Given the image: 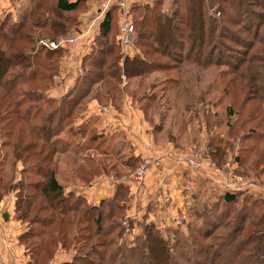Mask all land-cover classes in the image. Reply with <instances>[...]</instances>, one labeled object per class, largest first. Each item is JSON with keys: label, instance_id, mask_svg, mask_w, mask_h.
Segmentation results:
<instances>
[{"label": "trees", "instance_id": "trees-1", "mask_svg": "<svg viewBox=\"0 0 264 264\" xmlns=\"http://www.w3.org/2000/svg\"><path fill=\"white\" fill-rule=\"evenodd\" d=\"M171 2L170 13L161 10V0L132 8L142 57L122 54L113 33L117 13L107 11L94 49L83 59V75L60 103L46 92L54 85L64 51L43 49L38 41L66 39L86 0H29L17 20L8 16L1 23L0 199L17 192L16 217L29 228L21 242L30 264H49L59 248L75 250L64 264H264V200L248 192L222 193L197 212L200 228L171 229L172 245L165 239L169 234L149 223L128 247L122 241L124 187L92 207L66 195L58 178L61 155L84 143L86 150L101 149L102 137L94 130L73 125L88 100H119L127 90L122 77L142 79L184 64L212 70L222 88L220 101L229 102L223 121L230 140L242 132L236 172L247 173L249 162L264 163V0ZM229 144L213 137L210 159L222 165ZM19 164L23 168L16 180ZM263 173L264 167L256 177Z\"/></svg>", "mask_w": 264, "mask_h": 264}, {"label": "crops", "instance_id": "crops-1", "mask_svg": "<svg viewBox=\"0 0 264 264\" xmlns=\"http://www.w3.org/2000/svg\"><path fill=\"white\" fill-rule=\"evenodd\" d=\"M74 2L75 0H69ZM26 0H0V25L8 17L12 16L14 20L18 18V11L24 6ZM85 9L79 12L76 28L70 30L66 39H75V46H67L63 49V60L59 66V73L55 77L54 85L46 92L47 98L60 101L72 91L83 75V59L90 55L96 44L99 35V26L103 21L105 13L98 11L95 1L86 0ZM118 20L115 18L113 25L114 40L117 41ZM120 50L123 55L129 58L138 55L139 49L136 47L128 50V55ZM140 79L126 80L122 77L125 86L128 89V83ZM196 103L187 107V114L183 125H179L172 130V123L169 128L163 125L152 126L146 117V110L140 107L138 103L124 92L119 100H108L100 103L96 99H90L85 103V107L73 122L74 127L85 125L92 129L96 134L102 137L101 152L89 149V152L98 153V158L89 155L96 160L93 167L82 168L84 170L74 171V175L69 179L62 181L64 193L82 198L89 206L96 207L102 200L112 199L118 187L126 189V197L122 202L125 207L124 223L129 227L123 238L133 240L139 236L143 224L152 223L164 234L171 233V229L185 231L187 227L200 228L202 218L197 214L204 207H209L222 194L219 185L216 183L213 174L207 170L195 172L192 177L196 180V189L192 195L191 202L186 204L183 197V181L187 175L184 159L188 156L198 141L209 149L213 137L223 141L224 135L221 133L218 115V109L213 103L208 102V110L204 115L209 130L215 128V134L200 138V132L192 123L193 109ZM171 112V111H169ZM235 118H231L233 123ZM210 120V122H209ZM218 123V124H217ZM168 130H170L168 132ZM80 141H85L82 139ZM229 141L225 153L237 154L238 145ZM84 143V142H83ZM112 144V146H111ZM232 145V149L230 147ZM114 146L118 150L114 149ZM114 149V155L109 153ZM234 152V153H233ZM79 153V154H78ZM87 154V153H86ZM127 154V155H124ZM209 154V153H208ZM63 155H72L79 159L81 151L77 149ZM87 156V155H86ZM127 156L123 162L119 161ZM118 159L115 162H109L103 165L104 160L110 158ZM159 157L162 166L153 168L146 176L143 185L135 188L134 185L124 180L132 171V165L135 161L143 158ZM210 157V154H209ZM114 159V160H115ZM101 160V164L99 163ZM84 164V160H79ZM21 164L18 165L15 173L16 180L21 177ZM93 169L99 172L95 173ZM72 168H70V172ZM91 173H95L92 174ZM251 186L247 194L251 193ZM258 189V190H257ZM255 198L264 200V186L256 187ZM17 192L12 191L2 199L0 209V264H30L31 259L26 247L21 242V236L28 231L27 223H24L16 217ZM168 198L169 201H165ZM174 219L181 221L180 226H176ZM6 234L11 236V242L6 240ZM130 237H134L133 239ZM75 250L59 248L54 258L49 264H64L71 261Z\"/></svg>", "mask_w": 264, "mask_h": 264}, {"label": "rangeland", "instance_id": "rangeland-1", "mask_svg": "<svg viewBox=\"0 0 264 264\" xmlns=\"http://www.w3.org/2000/svg\"><path fill=\"white\" fill-rule=\"evenodd\" d=\"M28 5L29 0H26V4L23 6V9H25V7H27ZM166 7L167 9L165 10V13H170V11L173 9V2L167 4ZM118 34L119 31L116 34L117 37ZM125 52L126 51H124V53ZM138 55L142 57L140 51H138ZM161 62H165V60H162ZM214 81L215 75L212 70H202L194 65L184 64L179 66L177 70L154 73L138 81L134 80L133 82L128 83L129 86L126 90V94L132 97L140 107H145L146 117L148 118V121L151 123L152 126L157 127V125L159 124L163 125L166 128H169L168 123L170 122L173 125L172 130H174V128L178 127L179 125H183V122L185 121L186 117L185 114H187V107L189 105H192L197 101H199L198 103L211 102L216 107V110L218 109L217 116L221 118V120H219V124H217L220 126L221 133H223L224 135L223 142L226 143L227 141H231L229 137V128L226 125V121H223L225 120L224 108L229 102L223 100L220 101V97H222V88H220L218 84ZM122 84H124V81H122ZM169 131L170 130H168V132ZM241 134L242 132H238L235 135L236 138L232 142L239 145V135ZM89 135H91V133ZM64 137H67V135H64ZM263 143L264 142L261 143L262 146ZM86 145V143L82 144V151L80 148H78L81 151L79 159L74 158L72 155H61L59 157L60 166L58 172L59 178L62 181H65L66 179H69L70 176L74 175V171L76 170L77 166V170H84L82 168L83 165L85 167H93V165H96V160L90 158L89 155H93L94 157L98 158V160L100 157L98 153L87 151V148L85 147ZM249 145L250 144H246V146ZM230 147L232 149V145H230ZM101 149L98 152L102 153ZM114 149L118 150L116 146H114ZM114 149H110L109 153L114 155ZM236 156L237 154L235 153V157ZM126 157L127 156L122 157V160L121 158H119V161L123 162L125 159H127ZM232 157V154L225 153V158L227 160L231 159ZM235 157H233L234 160ZM252 157H257V153H255ZM89 158L90 161H87V159ZM114 159L115 158L111 157L110 159L104 160L103 165H108L109 162L112 163L118 161V159ZM79 160H84V164L80 163ZM252 161L254 162V160ZM99 163L101 164V160ZM247 167L250 170L247 171V173H244L242 171V173L240 174L245 175L249 179V183L251 185L250 191L254 196H256V187L262 188V186H264V173L259 178H257L256 171L264 167V163L253 165L252 162H249L247 164ZM70 168H72L71 172ZM253 195L251 196L255 198ZM122 225L125 227V232H127L128 227L130 226L129 223L126 224L122 221ZM142 232L143 229L140 235H142ZM163 235L165 234L163 233ZM134 239L129 240L128 237L127 240L123 238L122 241L125 243L126 246L131 247L134 245ZM165 239L168 240V243L170 245H172L175 241V238L172 236V232L170 233V235H165Z\"/></svg>", "mask_w": 264, "mask_h": 264}, {"label": "built area", "instance_id": "built-area-1", "mask_svg": "<svg viewBox=\"0 0 264 264\" xmlns=\"http://www.w3.org/2000/svg\"><path fill=\"white\" fill-rule=\"evenodd\" d=\"M95 1L98 6V11L101 13H106L110 9H115L118 16V43L126 51L125 54L128 55L127 51L134 48L136 44V31L133 22L132 8L135 5H148L151 6L154 2L160 0H89ZM164 2L162 11L167 9L166 5L172 0H161ZM39 46L43 49L49 51H56L59 49H64L67 46H75V39H59L51 40L49 38H42L38 41ZM208 110L207 103H198L193 109L194 115L192 118L193 125L198 128L200 132V138L208 137L209 135L215 134V128L210 129L204 120V115ZM184 164L186 167L187 175L183 181V197L186 204L191 202L192 195L196 189V180L192 177L195 172L202 171L203 169L209 170L219 185L220 191L222 193L227 191L233 192H249V179L245 175L237 173V164L232 157L231 159H226L222 165H218L212 161L209 157L206 147H204L200 141L198 144L191 149L188 156L184 159ZM162 166L161 159L159 157H149L140 160L139 164L133 169V171L128 175L124 176V180L131 182L135 188H140L147 174L153 168H160ZM165 201H169L165 198ZM2 207V202L0 199V209ZM176 226L181 225L179 219H174ZM6 240L11 242V236L6 234Z\"/></svg>", "mask_w": 264, "mask_h": 264}]
</instances>
